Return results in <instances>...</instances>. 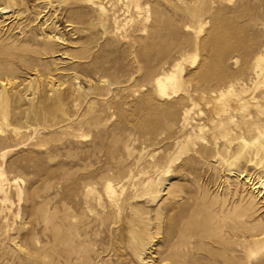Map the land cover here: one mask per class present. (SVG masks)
I'll list each match as a JSON object with an SVG mask.
<instances>
[{"label":"rangeland","instance_id":"rangeland-1","mask_svg":"<svg viewBox=\"0 0 264 264\" xmlns=\"http://www.w3.org/2000/svg\"><path fill=\"white\" fill-rule=\"evenodd\" d=\"M263 130L264 0H0V264H264Z\"/></svg>","mask_w":264,"mask_h":264},{"label":"bare ground","instance_id":"bare-ground-1","mask_svg":"<svg viewBox=\"0 0 264 264\" xmlns=\"http://www.w3.org/2000/svg\"><path fill=\"white\" fill-rule=\"evenodd\" d=\"M157 84H158V87L160 88V90H162L165 87V85L161 82V80L159 78L157 79ZM261 134H262V136H264V130ZM106 189H107V192L109 194L112 193V188H111L110 184H107ZM0 190H1V188H0Z\"/></svg>","mask_w":264,"mask_h":264}]
</instances>
